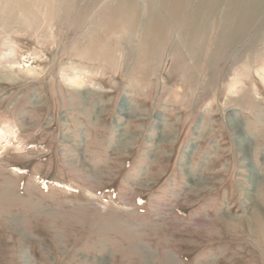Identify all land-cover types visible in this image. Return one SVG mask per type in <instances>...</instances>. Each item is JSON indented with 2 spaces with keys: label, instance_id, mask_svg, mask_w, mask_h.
I'll use <instances>...</instances> for the list:
<instances>
[{
  "label": "rangeland",
  "instance_id": "1",
  "mask_svg": "<svg viewBox=\"0 0 264 264\" xmlns=\"http://www.w3.org/2000/svg\"><path fill=\"white\" fill-rule=\"evenodd\" d=\"M0 264H264V0H0Z\"/></svg>",
  "mask_w": 264,
  "mask_h": 264
},
{
  "label": "bare ground",
  "instance_id": "2",
  "mask_svg": "<svg viewBox=\"0 0 264 264\" xmlns=\"http://www.w3.org/2000/svg\"><path fill=\"white\" fill-rule=\"evenodd\" d=\"M218 53V52H217ZM232 119V118H231ZM231 122H232V120H230ZM233 124V123H232ZM242 139V138H241ZM240 141V140H239ZM243 145H244V143H243ZM244 147V146H243ZM250 174L252 175L251 177L253 178L255 175H254V172L251 170L250 171Z\"/></svg>",
  "mask_w": 264,
  "mask_h": 264
}]
</instances>
